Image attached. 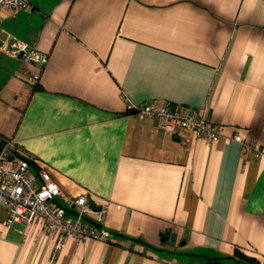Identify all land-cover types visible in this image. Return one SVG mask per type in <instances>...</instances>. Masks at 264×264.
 <instances>
[{"label":"crops","instance_id":"0c3cea01","mask_svg":"<svg viewBox=\"0 0 264 264\" xmlns=\"http://www.w3.org/2000/svg\"><path fill=\"white\" fill-rule=\"evenodd\" d=\"M0 27L48 54L40 66L0 50V136L64 196L107 206L111 239L66 236L52 264H239L236 250L264 264V0H29ZM152 102L195 110L221 137L128 110ZM5 216L0 264H49L56 232Z\"/></svg>","mask_w":264,"mask_h":264},{"label":"built area","instance_id":"2783aa9c","mask_svg":"<svg viewBox=\"0 0 264 264\" xmlns=\"http://www.w3.org/2000/svg\"><path fill=\"white\" fill-rule=\"evenodd\" d=\"M28 4L29 0H0V24L4 10H17ZM0 50L11 57L21 56L40 66L48 61V54L16 36H7L0 44ZM39 79L40 73L29 76L32 83H37ZM128 110L135 112L139 118H156L157 124L170 133L188 128L209 142L217 141L222 134L221 126L198 115L193 109L171 102L130 104ZM232 139L242 145L245 154L261 155L259 149L248 144L244 133H234ZM14 152H22L21 147L15 140L7 139L0 149V205L6 210L2 222L7 228H11L16 222L30 223L38 219L42 221L43 228L55 231L57 237L49 264L57 256L66 236L83 240L111 239V232L98 224L102 221L107 206L95 210V224L91 225L88 219L93 208L89 204L88 190L82 189L71 197L64 196L49 172L42 170L35 173L28 161ZM6 153L11 154V157L5 156Z\"/></svg>","mask_w":264,"mask_h":264},{"label":"trees","instance_id":"16d2710c","mask_svg":"<svg viewBox=\"0 0 264 264\" xmlns=\"http://www.w3.org/2000/svg\"><path fill=\"white\" fill-rule=\"evenodd\" d=\"M5 141L6 139L0 136V149L4 145ZM14 153L19 157L25 158L28 161L31 170L34 171L35 173H38L40 167L38 166V164L34 159L26 156L22 152H14ZM227 257H231V256H227ZM227 257H210L207 258L204 264H222L223 259ZM232 257L235 258L239 264H262L259 259L250 257L239 250H236L235 254Z\"/></svg>","mask_w":264,"mask_h":264},{"label":"water","instance_id":"95a60500","mask_svg":"<svg viewBox=\"0 0 264 264\" xmlns=\"http://www.w3.org/2000/svg\"><path fill=\"white\" fill-rule=\"evenodd\" d=\"M8 33L6 31H0V44L2 41L7 37ZM21 57V56H20ZM5 156L11 157V154L6 153ZM89 204L94 208V209H100V206L95 205L93 202H89Z\"/></svg>","mask_w":264,"mask_h":264}]
</instances>
